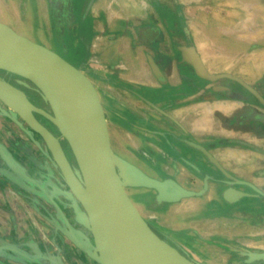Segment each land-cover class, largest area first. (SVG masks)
Instances as JSON below:
<instances>
[{"label":"crops","instance_id":"1","mask_svg":"<svg viewBox=\"0 0 264 264\" xmlns=\"http://www.w3.org/2000/svg\"><path fill=\"white\" fill-rule=\"evenodd\" d=\"M256 9L264 11V2L0 0V21L43 31L82 66L103 97L107 121L116 108L133 114L134 132L145 141L141 151L160 161L176 150L182 160H198L206 202L190 218L204 220L203 252L215 244L240 253L264 248V197L248 193L249 186L264 191V14ZM198 62L213 78L196 73ZM191 144L204 146L221 169ZM174 157V164L181 161ZM10 176L0 175V264H24L14 258L28 253L46 264H87L84 251L64 253L63 241L48 238L44 223L31 219L24 189ZM230 187L248 194L213 197Z\"/></svg>","mask_w":264,"mask_h":264},{"label":"water","instance_id":"2","mask_svg":"<svg viewBox=\"0 0 264 264\" xmlns=\"http://www.w3.org/2000/svg\"><path fill=\"white\" fill-rule=\"evenodd\" d=\"M0 46L7 51L14 63V69L1 64L0 69L32 83L50 107L51 113L32 104L33 122H29L6 105L41 136L49 156L74 197L75 210H78L79 205L83 209L84 216L78 219L89 230L92 242L79 231L77 234L71 231L69 237L75 245L99 264H130L123 253L124 247L131 232L140 229L162 247L199 264L168 243L151 227L127 193L126 186L154 189L159 202H176L182 197L198 193L182 187L172 178L152 177L114 153L100 93L83 67L74 65L58 51L19 34L10 25L1 21ZM192 66L197 74L213 78L206 74L200 62ZM0 79L11 87H17L16 89H20L26 95L20 87ZM34 113L44 115L56 126L67 141L77 168L71 165L59 139L36 118ZM50 143L56 146L59 160L52 153ZM198 147L221 169L211 153L201 146ZM0 154L6 162H10L1 145ZM71 180L88 193V202L74 190ZM230 191L237 193L235 198L229 196ZM202 193L203 190L199 192ZM244 195L246 193L243 191L230 187L225 198L234 201ZM26 257L29 259H14L24 264H44L45 261L33 258L29 253ZM253 261L264 262V251L250 253L245 263Z\"/></svg>","mask_w":264,"mask_h":264},{"label":"rangeland","instance_id":"3","mask_svg":"<svg viewBox=\"0 0 264 264\" xmlns=\"http://www.w3.org/2000/svg\"><path fill=\"white\" fill-rule=\"evenodd\" d=\"M260 1L264 2V0H260ZM255 12L264 14V11L260 12L258 11V9H256ZM14 30H16L19 34L23 36H26L38 43L44 44L49 48L58 51L60 54H66L64 51H60V49L54 43V41L52 42L51 39H48V36L43 31L41 32L36 31L34 28L30 30L26 27L20 29L16 28ZM204 68L206 69L205 66ZM11 74H12V78L14 79V84L16 86L20 87L21 89H29V90L33 89L36 92L40 93L36 89V87L32 83L27 82L26 79L16 74L13 73ZM223 76H225V74ZM40 95L42 96L41 93ZM100 98L103 103V97L101 93H100ZM228 98L229 97L223 99H228ZM42 99L45 101L43 96ZM0 100L3 103H5L1 98ZM1 101H0V145L7 153L8 157L11 160V163L20 171H26V169L22 166V164L14 157L13 154L14 150L19 153H22L23 157L27 159L28 163H30L32 166H34L36 161H41L42 158H44L45 156L49 158L50 157L49 153L46 150L45 144L41 136L37 132H35L26 122L21 120L19 116H17L13 111H11L6 106L7 105L6 103H5L6 105H4ZM47 112L51 113V110ZM35 116L50 132L52 131L48 128L49 125H53L56 128V126L44 115L40 113H35ZM109 118L110 119L108 121V128H109L111 147L117 156L122 157L128 160L129 162L135 164L136 166L141 168L146 174L152 177L158 179L172 178L176 182H178L182 187L198 193L193 196L182 197L179 201L176 202H167V201L159 202L156 199L157 192L154 189L139 187V186L138 187L131 186V185L126 186L127 193L130 195L131 199L136 204L142 216L151 225V227H153L158 231L159 235L163 239H165L168 243L175 246L183 253L187 254L190 258H192L194 261H196L199 264H232L235 262H238L240 264H264V262H259V261L245 263V260L248 258V255L250 253L262 252L264 251V248L252 247V248H246V250L240 253H226L225 251H221V249L214 244L213 246H211L210 251L204 253L203 249L205 247L204 245L205 240L201 234V231H204V229L201 228L204 220L190 218L191 217L190 215H192V213H195L194 210L197 209L198 205L200 206L205 205L204 203L206 202L205 197L203 196L204 193L199 194V192L203 190V187L199 182L201 179L197 177V174L200 171L199 168L203 167L202 164L198 160L196 161L194 160V162H190V161L188 162L186 158L184 159L185 161L182 160L183 154L181 151L178 152L177 150L176 152H174L175 157L173 155L171 156L169 154L170 153L169 151L168 153L169 155L167 159L165 158L163 159V156H162L163 161H160V159H154L152 156L148 155V153L141 151L140 143L145 141L140 135L134 132V129L136 128L135 127L136 124L132 113H130V115H127L125 113L119 112V109L116 108V111L114 113H111ZM56 131L59 134V137L57 138L58 139L63 138L65 140V138L60 134L57 128ZM147 131L150 133V129H147ZM52 134L54 133L52 132ZM198 146L201 145L191 144L190 148L195 151L194 153L197 156H202V157L204 156L205 158H207L210 164L214 165L217 168V165H215ZM184 147H186V145ZM184 147H180V148L183 150ZM23 148H26L29 151L23 152L22 151ZM159 148L166 150L169 149L172 152L174 151L172 146H167V145L164 146V144L161 145ZM177 148L179 149V147ZM141 153L143 156L140 155ZM211 155L215 158L213 154ZM172 157H174L175 159L178 158L182 162L178 161V163L174 164L172 161L173 159ZM190 163L192 166L190 165ZM199 164L201 166H198ZM218 164L221 165L219 162ZM73 167L77 168V166H73ZM47 168L49 172L54 170L53 167L49 165V161H47ZM10 169L11 168L9 167V165L5 163L3 157L0 154V175L5 176V172L8 173V175L12 174V170ZM32 169H34V167H32ZM34 170H38V166L35 167ZM11 176L9 179L10 183L14 187H17L18 189H24L23 201L26 204V206L29 207L31 219L34 218L40 219L42 223H44L43 230L46 231V236L50 239H52V237L55 236V238L57 237L59 241L62 240L63 241L62 247L64 253H73L75 252V250L82 251V249L77 247V245H75V243L71 240L69 234H71V231L74 232L75 234H77V231H79L84 235L85 233L79 229L73 228L72 226H71L72 229L71 231L70 230L67 231L66 229L62 228L59 221H60V217H63L64 219V214L62 209L60 208H59L60 210L58 209V211L60 212L59 214L61 216L54 215V217L52 218L48 216H44L43 213H40L38 210L32 208V206L29 204L26 193L28 192L27 191L28 189H33V188H30L26 183L19 184ZM61 184L63 187H67L64 179L62 180ZM20 185H23L24 187ZM249 187L254 192V193L248 192L249 194L255 197H264V191L254 186H249ZM55 189L59 195H62L64 198L67 199L66 201H64L65 204L68 205V203H70V206L73 209L72 212H74L75 220L78 223L83 224L78 219V218H83L84 216L83 209L78 204L79 208L77 211L75 210L73 206L74 197L72 196V194H70L71 192L69 191V189L67 188L62 189L59 187ZM220 196L222 199H225V194L223 193L218 194L216 192V194H213V197L215 199L220 200L221 199ZM181 201H186L185 203L188 204H186V206H183ZM214 201L217 204V200ZM45 202H52V204H54V201L52 199H48ZM215 203H213L212 205L214 206ZM190 205L194 206L195 208L194 209L190 208ZM44 211L46 212V214L49 213L48 208H45ZM66 222L69 224L68 220H66ZM193 229L194 232L191 231ZM255 242H256L255 244H262V243H258V241ZM52 249L53 247H50L49 245L47 247V253H52ZM83 254L86 255V253ZM42 260L46 261V259H42ZM45 261L44 264H46Z\"/></svg>","mask_w":264,"mask_h":264},{"label":"flooded vegetation","instance_id":"4","mask_svg":"<svg viewBox=\"0 0 264 264\" xmlns=\"http://www.w3.org/2000/svg\"><path fill=\"white\" fill-rule=\"evenodd\" d=\"M0 78L5 79V80L11 82L12 84H14V79L12 78V74L10 72H7V71L0 69ZM27 82H29V81H27ZM22 90L26 93L27 98L34 105L41 107L47 111H50V107H49L48 103L42 99V96L40 95V93L36 92L33 89L32 90L22 89ZM48 128L54 133V135L56 137H59V134L57 133L56 128L53 125H49ZM59 142H60L68 160L70 161L71 165L77 166L76 162L72 156V153L68 147L67 142L63 138H59ZM22 151L28 152L29 150H27L26 148H23ZM4 152H5V150H4ZM13 154H14V157L26 169V171H20L19 169H17L11 163V160L8 157L7 153H6V155H7L10 162L8 163L5 161L4 158L3 159H4L5 163L7 165H9V167L11 168L10 169V170H12V174H11L12 176L11 177L15 181H17L19 184H21V183L25 184L26 183V184H28V186L30 188H33V189H28L27 190L28 192L26 193V195L28 197L29 204L32 206V208H34L35 210H38L40 213H43L44 216H48L50 218L54 217V215L61 216L59 214L60 212L58 211V209L59 208L62 209L63 214H64V219H63V217H60L59 223H60L61 227L66 229L67 231L72 230L71 226L73 228L79 229L82 232H84L85 235L88 236L92 241V238L90 236V233H89V230L87 229V227L84 224L78 223L75 220L74 212H72L73 209L70 206V203H68V205L65 204L64 201H66L67 199L64 198L62 195H59L55 189L58 187L62 188V189L63 188L69 189V188H68V186L67 187L62 186V184H61V182L63 180L62 175L59 172V170L55 167L56 165H55L54 161L50 157L47 158L45 156L44 158H42L41 161H36V163L34 162L35 164H34V166H32L30 163H28L27 159H25L23 157L22 153H19V152L14 150ZM44 155H45V153H44ZM47 161H49V165L51 167H53V169H54L51 172L48 171ZM37 166H38V170H34L35 167H37ZM32 167H34V169H32ZM17 175L21 176L23 180L21 179V177H17ZM23 175H25V177H23ZM1 178H3L4 180L6 179L4 177H1ZM20 186L24 187L23 185H20ZM48 199H52L54 201V204H52V202H45ZM45 208H48L49 213L46 214V212L44 211ZM66 220H68L70 225L66 222ZM54 228H51V229H54ZM154 230L158 233V231L156 229H154ZM84 257H85L84 261L87 260L86 261L87 264H99L92 257H88L85 254H84Z\"/></svg>","mask_w":264,"mask_h":264},{"label":"bare ground","instance_id":"5","mask_svg":"<svg viewBox=\"0 0 264 264\" xmlns=\"http://www.w3.org/2000/svg\"><path fill=\"white\" fill-rule=\"evenodd\" d=\"M0 64L14 69V63L10 59L7 51L1 46ZM16 88L15 86L11 87L10 85H7L0 79V98L20 117L26 119L29 122H33L31 115L33 103L20 89ZM50 145L52 153L59 160L60 157L56 146L53 143H50ZM70 182L74 190H76L80 196L86 198L88 202V193L75 181L71 180ZM123 253L128 258L130 264H195L192 261H188L184 257L162 247L148 234L141 231L140 229L131 232L127 239Z\"/></svg>","mask_w":264,"mask_h":264}]
</instances>
